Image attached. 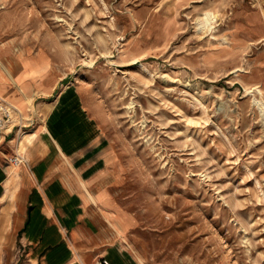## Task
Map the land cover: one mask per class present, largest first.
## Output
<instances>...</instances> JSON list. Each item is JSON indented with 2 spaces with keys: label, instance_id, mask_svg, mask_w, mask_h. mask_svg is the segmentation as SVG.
<instances>
[{
  "label": "rangeland",
  "instance_id": "1",
  "mask_svg": "<svg viewBox=\"0 0 264 264\" xmlns=\"http://www.w3.org/2000/svg\"><path fill=\"white\" fill-rule=\"evenodd\" d=\"M0 55L91 122L144 263L264 264V0H0Z\"/></svg>",
  "mask_w": 264,
  "mask_h": 264
},
{
  "label": "crops",
  "instance_id": "2",
  "mask_svg": "<svg viewBox=\"0 0 264 264\" xmlns=\"http://www.w3.org/2000/svg\"><path fill=\"white\" fill-rule=\"evenodd\" d=\"M8 57L0 55V102L12 104L15 116L0 140V264H92L101 255L115 264H146L122 241L100 198L108 192L110 157L100 135L88 136L91 122L79 128L64 118L50 97L55 79L25 70L18 56L8 66ZM25 127L38 134L22 135ZM25 139L27 170L8 168V157L25 151Z\"/></svg>",
  "mask_w": 264,
  "mask_h": 264
},
{
  "label": "built area",
  "instance_id": "3",
  "mask_svg": "<svg viewBox=\"0 0 264 264\" xmlns=\"http://www.w3.org/2000/svg\"><path fill=\"white\" fill-rule=\"evenodd\" d=\"M14 106L0 102V140L3 137L4 131L14 118ZM9 163L13 165H21L28 163V157L25 152L17 151L8 157ZM92 264H115L110 258L105 255L98 256Z\"/></svg>",
  "mask_w": 264,
  "mask_h": 264
},
{
  "label": "bare ground",
  "instance_id": "4",
  "mask_svg": "<svg viewBox=\"0 0 264 264\" xmlns=\"http://www.w3.org/2000/svg\"><path fill=\"white\" fill-rule=\"evenodd\" d=\"M214 17L213 13L212 12H206L205 13V18H202L201 22L202 21H205L207 24H211V19ZM250 89V88H249ZM262 110H263V107H262ZM33 135L36 133V130L33 132ZM93 198H96L94 195H92Z\"/></svg>",
  "mask_w": 264,
  "mask_h": 264
}]
</instances>
